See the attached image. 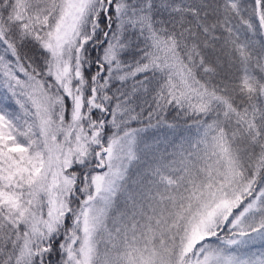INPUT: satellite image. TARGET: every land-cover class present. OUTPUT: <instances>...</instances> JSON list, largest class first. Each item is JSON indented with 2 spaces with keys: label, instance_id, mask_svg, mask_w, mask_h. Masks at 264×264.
I'll return each mask as SVG.
<instances>
[{
  "label": "snow or ice",
  "instance_id": "1",
  "mask_svg": "<svg viewBox=\"0 0 264 264\" xmlns=\"http://www.w3.org/2000/svg\"><path fill=\"white\" fill-rule=\"evenodd\" d=\"M0 264H264V0H0Z\"/></svg>",
  "mask_w": 264,
  "mask_h": 264
}]
</instances>
